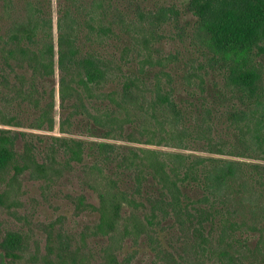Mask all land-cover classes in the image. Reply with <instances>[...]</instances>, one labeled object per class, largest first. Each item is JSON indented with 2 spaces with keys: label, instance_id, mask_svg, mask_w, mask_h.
<instances>
[{
  "label": "trees",
  "instance_id": "trees-1",
  "mask_svg": "<svg viewBox=\"0 0 264 264\" xmlns=\"http://www.w3.org/2000/svg\"><path fill=\"white\" fill-rule=\"evenodd\" d=\"M147 1L131 14L120 0H0V87L34 102L32 127L48 133L58 92L60 132L94 139L0 129V172L83 165L97 203L72 201L97 216L87 232L108 242L105 264L120 240L159 264H264V0H188L199 48L183 66L159 49L178 12ZM18 115L0 112L8 126ZM22 239H3L0 264L21 258Z\"/></svg>",
  "mask_w": 264,
  "mask_h": 264
},
{
  "label": "rangeland",
  "instance_id": "rangeland-1",
  "mask_svg": "<svg viewBox=\"0 0 264 264\" xmlns=\"http://www.w3.org/2000/svg\"><path fill=\"white\" fill-rule=\"evenodd\" d=\"M187 2L188 0H148L146 2L150 9L166 7L178 12V15L172 16L171 20L161 28L163 32H160L162 38H160L159 49L164 56L174 55L178 60H182L177 64L180 66H183L184 62L196 59L195 53L199 48L192 41L195 19L186 12ZM120 3L123 13L136 12L138 0H120ZM56 12L55 4V35ZM262 64H264V58H262ZM55 84L48 83L45 88L50 91ZM10 88L0 87L1 92L5 94L0 98V112L9 117L19 114L21 126L4 124L2 122L4 118L1 116L0 129L26 132L33 135V138L55 135L94 140L89 137L85 128H70V132L64 135L60 132L59 118L66 117L68 112L59 107L58 92L55 95L54 132L48 133L34 129L32 125L38 107L34 102L27 106L22 104L18 106ZM37 88L40 92L43 90L41 83L37 84ZM26 117L27 120H25ZM142 147L149 148L144 145ZM157 149L169 152L185 151L167 147ZM90 182L92 179H89L87 169L77 164H73L72 167H60L56 175L52 173L48 178L38 177L33 170L21 175H16L12 168L0 172V243L9 233H19L23 238L21 258L15 264H73L76 258L78 260L76 264H105L107 255L104 250L108 242L100 238H89L87 232L96 223L97 216L90 213H78L72 201L73 197L85 195L92 203H97L95 194L89 187ZM141 244L142 242L134 244L132 240H120L112 246L116 249L114 255L117 257L118 264H159L149 249ZM80 249L81 253L75 258L74 254L79 253Z\"/></svg>",
  "mask_w": 264,
  "mask_h": 264
}]
</instances>
